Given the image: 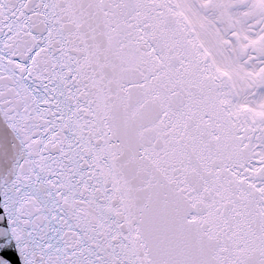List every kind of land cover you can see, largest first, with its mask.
<instances>
[{
    "label": "snow or ice",
    "instance_id": "6c2138e0",
    "mask_svg": "<svg viewBox=\"0 0 264 264\" xmlns=\"http://www.w3.org/2000/svg\"><path fill=\"white\" fill-rule=\"evenodd\" d=\"M0 264H264V0H0Z\"/></svg>",
    "mask_w": 264,
    "mask_h": 264
},
{
    "label": "water",
    "instance_id": "95a60500",
    "mask_svg": "<svg viewBox=\"0 0 264 264\" xmlns=\"http://www.w3.org/2000/svg\"><path fill=\"white\" fill-rule=\"evenodd\" d=\"M3 211V209L2 208H0V212H2Z\"/></svg>",
    "mask_w": 264,
    "mask_h": 264
}]
</instances>
